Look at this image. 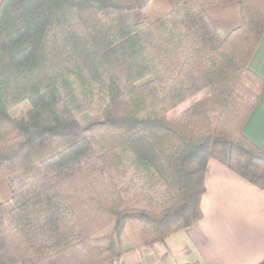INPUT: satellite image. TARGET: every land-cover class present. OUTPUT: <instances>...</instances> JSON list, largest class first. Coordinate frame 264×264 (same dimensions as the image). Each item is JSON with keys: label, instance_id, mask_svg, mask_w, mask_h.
Masks as SVG:
<instances>
[{"label": "trees", "instance_id": "1", "mask_svg": "<svg viewBox=\"0 0 264 264\" xmlns=\"http://www.w3.org/2000/svg\"><path fill=\"white\" fill-rule=\"evenodd\" d=\"M150 1L0 0V264L165 247L201 219L209 160L264 188V143L242 132L264 0H163L154 20Z\"/></svg>", "mask_w": 264, "mask_h": 264}, {"label": "crops", "instance_id": "2", "mask_svg": "<svg viewBox=\"0 0 264 264\" xmlns=\"http://www.w3.org/2000/svg\"><path fill=\"white\" fill-rule=\"evenodd\" d=\"M248 68L264 80V35ZM256 147L264 143V92L243 127ZM200 201L201 219L171 234L165 247L134 251L121 243L118 264H259L264 260V188L209 160ZM168 252L160 262L158 255ZM152 253V254H151ZM154 253V254H153Z\"/></svg>", "mask_w": 264, "mask_h": 264}, {"label": "rangeland", "instance_id": "3", "mask_svg": "<svg viewBox=\"0 0 264 264\" xmlns=\"http://www.w3.org/2000/svg\"><path fill=\"white\" fill-rule=\"evenodd\" d=\"M164 8L165 7L163 6V0H152L142 10V14L145 17H147V18H149L151 20H154V19H156V18H158V17H160L162 15V13L164 11ZM206 95H207V92H204V93L200 94L199 96L195 97L194 99L188 101L187 103H185L184 105H182L181 107H179L178 109H176L175 111L170 113L168 115V118L171 119V118L177 116L182 111L186 110L187 108H189L192 105H194L195 103H197L199 100H201L204 97H206ZM29 109H30L29 104L28 103H24V104L20 105L19 107L13 109L11 111V114H12L13 117L21 119V118H23L25 116V113ZM77 120L83 127H85V126H88V125H91V124L98 123V122L102 121V117L100 115L83 114V115H80L77 118ZM160 174L164 178V180L169 184V181H168V179H167V177H166V175H165V173H164V171L162 169H160ZM121 243L122 244L125 243V244H127L129 246L127 241H123ZM157 248H158V246H157ZM146 251H150V250H146Z\"/></svg>", "mask_w": 264, "mask_h": 264}]
</instances>
